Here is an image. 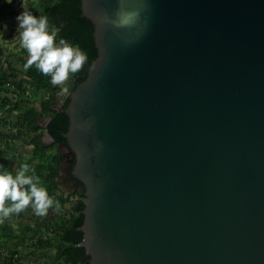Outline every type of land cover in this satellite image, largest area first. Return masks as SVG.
<instances>
[{
	"label": "water",
	"instance_id": "1",
	"mask_svg": "<svg viewBox=\"0 0 264 264\" xmlns=\"http://www.w3.org/2000/svg\"><path fill=\"white\" fill-rule=\"evenodd\" d=\"M80 10L97 58L51 83V109L66 104L54 183L84 187L89 264H264V0Z\"/></svg>",
	"mask_w": 264,
	"mask_h": 264
},
{
	"label": "trees",
	"instance_id": "2",
	"mask_svg": "<svg viewBox=\"0 0 264 264\" xmlns=\"http://www.w3.org/2000/svg\"><path fill=\"white\" fill-rule=\"evenodd\" d=\"M0 1H4L0 7V18L4 19L12 3ZM26 10L36 16L46 15L49 25L60 29L57 42L64 38L86 53L83 69L73 75L76 85L83 82L97 58V50L93 25L81 16L80 0H29ZM5 50L0 48V165L15 174L22 164H28L29 174L40 178L49 196L59 202L60 211L51 208L48 215L41 217L29 206L3 219L0 247L5 253L0 252V264H21L27 257L33 264H89V256L79 246L82 198L69 202L60 195L54 179L61 156L48 154L49 147L41 141L40 117H50L45 129L56 142L65 140L62 134L67 131L68 118L64 111L56 112L50 107L57 88L52 87L50 77L40 74L34 66L25 68L28 53L21 44L17 53ZM19 142L30 148L27 158L16 146Z\"/></svg>",
	"mask_w": 264,
	"mask_h": 264
},
{
	"label": "clouds",
	"instance_id": "3",
	"mask_svg": "<svg viewBox=\"0 0 264 264\" xmlns=\"http://www.w3.org/2000/svg\"><path fill=\"white\" fill-rule=\"evenodd\" d=\"M10 4L12 0H7ZM21 46L28 53L25 68L35 67L43 76L50 77L53 85L68 91L70 78L83 69L87 55L81 48L64 38L57 42L60 29L49 25L46 15L36 16L24 10L16 17ZM22 164L15 174L0 165V222L19 214L29 206L35 215L46 216L49 209L60 211V204L50 197L40 178Z\"/></svg>",
	"mask_w": 264,
	"mask_h": 264
},
{
	"label": "rangeland",
	"instance_id": "4",
	"mask_svg": "<svg viewBox=\"0 0 264 264\" xmlns=\"http://www.w3.org/2000/svg\"><path fill=\"white\" fill-rule=\"evenodd\" d=\"M5 1L6 3H8L7 0ZM3 3L4 1H0V7L3 6ZM11 3H12L11 8L5 11V18L4 19L0 18V48H5L6 52L14 51L17 53L21 43L19 40V33L17 32L18 22L16 20V17L20 15L24 10H26L29 0H16L15 2H11ZM18 144H21V142H19ZM18 144L16 146L22 150V157L27 158L29 156L28 151L30 148H26L22 146V144L21 145ZM71 201L73 200L71 199L70 202ZM15 228L16 226L14 227V229ZM0 252L5 253L1 247H0ZM40 261L42 262V260ZM21 264H33V263L30 261V257H27L23 262H21Z\"/></svg>",
	"mask_w": 264,
	"mask_h": 264
},
{
	"label": "flooded vegetation",
	"instance_id": "5",
	"mask_svg": "<svg viewBox=\"0 0 264 264\" xmlns=\"http://www.w3.org/2000/svg\"><path fill=\"white\" fill-rule=\"evenodd\" d=\"M55 88H57V87H55ZM59 91V89L57 88V91L54 93V97H55V95H56V93ZM45 99H47V97L45 98ZM53 100H54V98H53ZM65 104L62 106L63 107V109L62 110H60V111H64V109H65ZM50 107H51V105H50ZM60 111H58V112H60ZM57 112V111H56ZM50 123V117H40V127H42V130H43V136H42V139H41V141H42V143L44 144V145H46V146H48L49 147V151H48V154H55V153H58L60 156H61V160L59 161V167H58V171H59V168H60V165H61V163L64 161V159H63V157H62V153H60L59 152V150H58V145L60 144V143H62V142H65V140L64 141H58V142H56V140H54L51 136V138L52 139H50L48 136H47V134L48 135H50L49 133H48V131L45 129L46 127H47V125ZM64 134V133H63ZM63 134H62V137H63ZM74 165H75V159H74V161H73V167H74ZM57 171V172H58ZM57 174V173H56ZM55 180V179H54ZM76 183H77V189L75 190V192L72 194V195H70L68 198H66V200H69V202H70V200L72 199L73 201L74 200H76L79 196H81V198H82V200H83V198H84V187L82 186V184L80 183V182H78V181H76ZM55 184V183H54ZM58 190V189H57ZM59 191V190H58ZM59 193H60V195H62L61 194V192L59 191ZM72 202V201H71Z\"/></svg>",
	"mask_w": 264,
	"mask_h": 264
}]
</instances>
